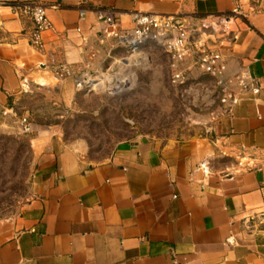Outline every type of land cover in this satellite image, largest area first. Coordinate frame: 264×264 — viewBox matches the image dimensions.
Here are the masks:
<instances>
[{"label": "crops", "instance_id": "obj_1", "mask_svg": "<svg viewBox=\"0 0 264 264\" xmlns=\"http://www.w3.org/2000/svg\"><path fill=\"white\" fill-rule=\"evenodd\" d=\"M32 1L54 24L41 50L19 6ZM99 7L131 27L135 12L196 23L229 12L233 0H0V122L12 115L11 99L33 85L73 97L77 75L104 73L122 48L103 32ZM246 8V19L230 23L235 38L216 32L207 43L226 57L228 76L246 70L259 91L233 85L237 101L205 136L140 134L93 162L58 126L31 122L39 155L32 198L0 218V264H264V0ZM59 63L75 76H57ZM179 67L199 71L189 61Z\"/></svg>", "mask_w": 264, "mask_h": 264}, {"label": "rangeland", "instance_id": "obj_2", "mask_svg": "<svg viewBox=\"0 0 264 264\" xmlns=\"http://www.w3.org/2000/svg\"><path fill=\"white\" fill-rule=\"evenodd\" d=\"M216 32L222 34L217 28L195 36L204 37L211 47L207 37ZM196 60L194 52L185 61L198 67ZM198 70H188L184 82H174L167 50L148 41L135 52L122 48L104 73L91 75L90 86L73 97L61 95L59 86L37 85L13 97L12 115L0 122V218L17 215L30 201L38 167L34 134L21 131L19 119L58 126L63 140L83 143L85 156L93 162L106 159L118 142L140 134L163 139L205 136L225 104L215 79Z\"/></svg>", "mask_w": 264, "mask_h": 264}, {"label": "built area", "instance_id": "obj_3", "mask_svg": "<svg viewBox=\"0 0 264 264\" xmlns=\"http://www.w3.org/2000/svg\"><path fill=\"white\" fill-rule=\"evenodd\" d=\"M248 2L249 0H233V7L229 12L209 18H201L196 23L177 15L135 12L133 13V25L120 27L117 24V11L109 7L97 8L96 19L103 26V32L106 35L114 38L119 47L130 52L137 51L148 41H154L164 46L171 56L174 82L185 81L184 73L179 67L180 63L196 52L198 67L203 73L215 79L220 88L221 101L225 104V112H230L231 105L237 101V92L233 89V85H236L240 90H252L254 93L259 91V85L246 70L228 76V62L224 54L218 49L206 46L201 36L196 37L195 35L202 34L209 29L220 28L223 34L235 38L236 34L231 29L230 23L236 18L240 20L247 18L249 10L246 5ZM19 6L33 23L30 36L31 43L37 49H43V33L54 29L46 6L34 1L22 2ZM54 71L61 78L75 76L73 68L68 63L55 64ZM90 76L88 73H81L76 76L78 90L90 86ZM21 121L23 132L29 133L31 121L26 116L21 118Z\"/></svg>", "mask_w": 264, "mask_h": 264}, {"label": "trees", "instance_id": "obj_4", "mask_svg": "<svg viewBox=\"0 0 264 264\" xmlns=\"http://www.w3.org/2000/svg\"><path fill=\"white\" fill-rule=\"evenodd\" d=\"M29 119V118H28ZM30 121V120H29Z\"/></svg>", "mask_w": 264, "mask_h": 264}]
</instances>
